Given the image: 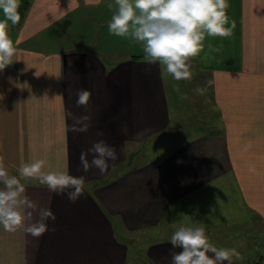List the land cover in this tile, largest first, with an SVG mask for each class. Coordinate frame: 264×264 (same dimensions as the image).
<instances>
[{"label": "crops", "instance_id": "crops-1", "mask_svg": "<svg viewBox=\"0 0 264 264\" xmlns=\"http://www.w3.org/2000/svg\"><path fill=\"white\" fill-rule=\"evenodd\" d=\"M228 3L232 35L206 37L191 59L211 81L199 104L217 121L203 119L189 135L172 129L177 117L159 63L99 44L114 1L30 0L14 29V62L0 71V158L56 220L39 238L0 226V264H171L180 251L171 236L197 223L210 244L240 253L232 264H264V0ZM80 89L91 92L87 109L76 106ZM84 115L89 130L71 131ZM99 140L118 159L103 175L84 173L80 155ZM37 159L45 171L85 176L84 194L70 202L21 178V164ZM238 219L254 227L250 243L231 240ZM141 239L131 257L130 243Z\"/></svg>", "mask_w": 264, "mask_h": 264}, {"label": "clouds", "instance_id": "clouds-1", "mask_svg": "<svg viewBox=\"0 0 264 264\" xmlns=\"http://www.w3.org/2000/svg\"><path fill=\"white\" fill-rule=\"evenodd\" d=\"M21 0H0V71L11 65L16 47L8 34L9 22L15 26L20 22ZM117 9L108 24L110 34L118 37L130 36L143 45L144 60L162 67V72L175 81H190L193 77L190 60L197 57L205 48L206 37L228 38L236 26L227 14L228 0H115ZM112 7L111 4L108 5ZM17 44L19 41L16 42ZM208 48L219 52L211 44ZM211 84V81L208 82ZM175 91L179 92L176 87ZM206 88L195 89L203 95ZM91 92L80 89L77 92L76 106L87 109ZM182 100L188 99L181 94ZM66 118H73L66 112ZM91 117L84 115L73 119L70 130L87 132ZM103 136V132H98ZM91 155V160L87 157ZM118 159L115 147L99 140L80 155L84 173L96 169L100 175L106 173L109 162ZM46 161L37 159L22 163L19 176L23 179L38 180L41 185L57 195L66 193L70 202L77 201L84 194L85 176H73L68 170L45 171ZM0 226L6 232L23 230L34 238L48 231V220L56 216L50 207H42L31 199L25 185L15 175H10L0 158ZM67 190V191H66ZM195 215V214H193ZM170 243L179 252L171 254V264H232L233 258L241 259L235 249L217 248L209 243L205 226L197 223L180 226L171 236ZM209 253L212 255L210 256Z\"/></svg>", "mask_w": 264, "mask_h": 264}, {"label": "rangeland", "instance_id": "rangeland-1", "mask_svg": "<svg viewBox=\"0 0 264 264\" xmlns=\"http://www.w3.org/2000/svg\"><path fill=\"white\" fill-rule=\"evenodd\" d=\"M115 0H107V3L112 2ZM23 0H21L22 4ZM21 7V5H20ZM3 13L0 12V19H3ZM107 19H109L107 17ZM108 21V20H107ZM104 23L106 21H103ZM105 28V29H104ZM102 29L101 32V38L99 44L101 47H116L119 46L120 55L119 56H124L126 57L127 55H141L144 54L143 52V45L141 43L136 42L134 39H132L130 36L127 37H118V36H111L110 37V32L108 29V26L106 25ZM14 29L11 23L9 22V28H8V34L10 38L13 40L14 39ZM107 34V35H105ZM124 52V53H123ZM128 52L129 54H125ZM190 64L192 65V72H193V77L190 81L186 80H181V81H175L172 79L171 76L167 75L166 73H163L165 75L164 79H166V86H167V95H168V101L170 105V112H171V117L174 118L176 116L177 122L172 123V129H176L178 131H186L189 135L195 134L197 132V127L201 126L202 120H208L209 122L217 121V119L214 117V115H210L207 113L205 110L208 109L205 108L204 111H202V108L199 104V102H203V100L207 99L210 97V85L208 84L209 81L206 80V78H200L196 72H195V65L191 62ZM194 67V68H193ZM162 68V67H161ZM203 80V82H202ZM203 84V86H201ZM179 88V92L175 91V88ZM206 88V91L203 95H198L195 92V89L197 88ZM181 94H186L188 96V99L182 100L180 98ZM201 100V101H200ZM200 110V112H199ZM175 119V118H174ZM173 119V120H174ZM214 119V120H213ZM211 125H213L211 123ZM173 130V131H176ZM176 131V132H178ZM239 217H242V214H239ZM238 222H241L242 226L240 227L239 224H236L233 228H229L231 233H232V239L238 241L237 238H244L242 240H246L249 243L251 242L252 237H255V230L254 227H252L249 222H245L244 220L238 219ZM228 233L229 230H228ZM234 235V236H233ZM144 239H141V243L132 242L130 243V254L131 257L135 256L136 250L141 248V245L145 243L143 241ZM252 246L255 248L254 244L252 243Z\"/></svg>", "mask_w": 264, "mask_h": 264}, {"label": "trees", "instance_id": "trees-1", "mask_svg": "<svg viewBox=\"0 0 264 264\" xmlns=\"http://www.w3.org/2000/svg\"><path fill=\"white\" fill-rule=\"evenodd\" d=\"M29 3H30V0H23L22 4H21V7L19 8V13H20V22L18 24H16L15 26H13V28H16L18 25L21 24L23 18H24V15H25V12L27 11L28 7H29ZM144 56H136L135 58H143Z\"/></svg>", "mask_w": 264, "mask_h": 264}]
</instances>
